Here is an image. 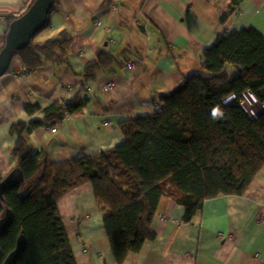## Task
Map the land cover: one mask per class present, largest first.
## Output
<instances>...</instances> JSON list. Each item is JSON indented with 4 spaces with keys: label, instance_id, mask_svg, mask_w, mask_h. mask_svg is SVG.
Segmentation results:
<instances>
[{
    "label": "crops",
    "instance_id": "0c3cea01",
    "mask_svg": "<svg viewBox=\"0 0 264 264\" xmlns=\"http://www.w3.org/2000/svg\"><path fill=\"white\" fill-rule=\"evenodd\" d=\"M30 1L0 0V50L8 29L6 19L18 18ZM230 3L57 0L48 25L36 33L31 45L69 33L73 38L70 68L47 64L25 73L21 61L14 58L0 77V178L17 161L10 156L16 142L11 125L43 119L40 112L29 116L27 106L43 110L74 98L83 81L73 73H81L100 48L111 54L128 52L133 69L125 67L89 84V93L80 94V99H87L86 105L66 116L55 133L41 127L24 135L48 163L114 149L123 141L119 124L163 111L160 95L172 93L185 77L201 70L202 52L219 35L251 29L264 38V0H244L232 13ZM57 210L76 264H116L90 184L64 195ZM184 212V207L162 197L146 227L155 239L123 264H264V164L242 196L207 200L189 223L182 221Z\"/></svg>",
    "mask_w": 264,
    "mask_h": 264
},
{
    "label": "trees",
    "instance_id": "16d2710c",
    "mask_svg": "<svg viewBox=\"0 0 264 264\" xmlns=\"http://www.w3.org/2000/svg\"><path fill=\"white\" fill-rule=\"evenodd\" d=\"M242 1L231 0L229 12ZM56 8L53 0L50 14ZM16 19H6L8 29ZM72 44V36L61 32L40 46L30 43L13 59L21 61L25 73L47 64L70 68ZM128 60V52L100 48L81 73H73L83 81L74 98L43 110L27 106L29 116L40 112L43 119L11 125L16 142L10 156L17 159L14 169L22 173L23 183L0 199V218L6 211L11 218L0 235V264L20 235L27 245L16 264H76L57 203L84 184L92 187L114 261L123 264L155 239L146 227L162 197L184 207L182 221L189 223L207 200L242 196L263 166L264 108L250 116L244 106L248 96L264 105V38L251 29L219 35L202 52L201 70L185 77L172 93L160 95L163 111L119 124L123 141L114 149L48 163L27 144L25 134L56 127L80 112L87 103L81 92L102 75L124 69Z\"/></svg>",
    "mask_w": 264,
    "mask_h": 264
},
{
    "label": "water",
    "instance_id": "95a60500",
    "mask_svg": "<svg viewBox=\"0 0 264 264\" xmlns=\"http://www.w3.org/2000/svg\"><path fill=\"white\" fill-rule=\"evenodd\" d=\"M52 6L53 0H35L24 15L11 23L5 38V45L0 51V77L8 72L13 55L28 47L36 33L45 27ZM22 183V173L19 169H13L0 181V199L6 191ZM10 223V212L6 211L0 218V235L8 229ZM26 245L24 236L20 235L14 249L5 257L2 264H16L24 253Z\"/></svg>",
    "mask_w": 264,
    "mask_h": 264
},
{
    "label": "built area",
    "instance_id": "2783aa9c",
    "mask_svg": "<svg viewBox=\"0 0 264 264\" xmlns=\"http://www.w3.org/2000/svg\"><path fill=\"white\" fill-rule=\"evenodd\" d=\"M133 65H134L133 63H128L127 66H126V68H127L128 70H131V69H133ZM85 93H89V88L86 89ZM244 106L246 107V109H247L246 111H247V113H248L250 116H253V115H255V113H257V112L255 111V109L252 107V105L250 104V102H249L248 99H247L246 102L244 103ZM262 107L264 108V105H263ZM57 128H58V126L53 127V128H49V131H50L51 133H55L56 130H57Z\"/></svg>",
    "mask_w": 264,
    "mask_h": 264
},
{
    "label": "rangeland",
    "instance_id": "374dc122",
    "mask_svg": "<svg viewBox=\"0 0 264 264\" xmlns=\"http://www.w3.org/2000/svg\"><path fill=\"white\" fill-rule=\"evenodd\" d=\"M249 102H250V104L252 105V107L255 109V111H256L257 113H260V111L263 109L262 106L256 104L255 102H253V101H251V100H250Z\"/></svg>",
    "mask_w": 264,
    "mask_h": 264
}]
</instances>
